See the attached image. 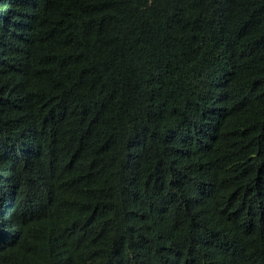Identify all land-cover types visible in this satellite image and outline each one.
I'll return each instance as SVG.
<instances>
[{"label": "trees", "instance_id": "1", "mask_svg": "<svg viewBox=\"0 0 264 264\" xmlns=\"http://www.w3.org/2000/svg\"><path fill=\"white\" fill-rule=\"evenodd\" d=\"M0 264H264V0H0Z\"/></svg>", "mask_w": 264, "mask_h": 264}]
</instances>
